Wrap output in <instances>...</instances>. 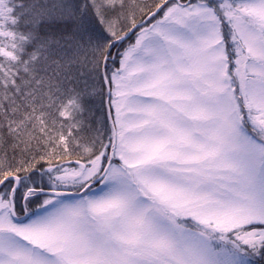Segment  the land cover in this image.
Here are the masks:
<instances>
[{"label": "snow or ice", "instance_id": "6c2138e0", "mask_svg": "<svg viewBox=\"0 0 264 264\" xmlns=\"http://www.w3.org/2000/svg\"><path fill=\"white\" fill-rule=\"evenodd\" d=\"M90 4L109 38L64 88L74 61L38 76L0 0V264H249L264 0Z\"/></svg>", "mask_w": 264, "mask_h": 264}, {"label": "trees", "instance_id": "16d2710c", "mask_svg": "<svg viewBox=\"0 0 264 264\" xmlns=\"http://www.w3.org/2000/svg\"><path fill=\"white\" fill-rule=\"evenodd\" d=\"M88 1L89 0H87V4L89 5ZM10 2V7L15 9L12 15L16 17L15 21L18 20V24L16 22L15 24L8 25V27L18 32L19 34L24 35L25 37L34 36V38H37L35 40L37 43L39 41L38 38H42V43L34 44L33 48L34 53H38V59L35 61L34 64L37 75L40 76V74L47 73L48 70L50 71L52 69V63L50 62H52V58L54 57H58L57 59L64 63L63 59L66 61L65 57H68L66 55L64 56V54H70L67 50L69 48L71 40L73 39L70 36H81L82 34L81 29L78 26L74 28V20H51L47 16L38 19V16H35L34 13L29 14L30 12L26 9L24 10V8V12H22V5L26 8L28 3L30 5V9H32V6L37 3V0H10ZM77 8L78 9L76 19L79 22L80 19L83 17H81L80 5H78ZM85 20L86 19H84V21ZM94 50V46H90L89 48L87 45L85 46V48H82V52H80L79 50H75L74 58L72 60L74 61V63L71 65V68L67 71V74L63 71V69H61L63 76H67L70 73L74 77V79L71 81L63 82L62 86L64 88H67V82L68 86L69 84H73L76 87L81 86L78 83V81H81L79 79L80 73L81 71L84 73L85 80L88 71H90L89 69H91L93 57L96 55ZM44 59L46 60L45 62ZM57 59H54L53 61ZM56 79L60 80L61 77H56ZM86 79H89V77ZM57 128H59V125L57 126ZM2 131L6 133V129H3ZM8 142L11 143L10 137L8 138Z\"/></svg>", "mask_w": 264, "mask_h": 264}, {"label": "rangeland", "instance_id": "374dc122", "mask_svg": "<svg viewBox=\"0 0 264 264\" xmlns=\"http://www.w3.org/2000/svg\"><path fill=\"white\" fill-rule=\"evenodd\" d=\"M81 1L80 0H37V3L34 6H32V9H30L29 7L30 5L28 3L26 8L22 5V12H24V10L26 9L27 11L30 12V13L28 12L29 14L34 13L35 16H38V19L44 18L45 16H47L51 20L70 21L71 19V21L74 20V28L78 26L81 29V33H82L81 36H70L73 38V39L71 38L72 39L71 43L69 45V48L67 49L70 54H64V56L66 55L68 57H65L66 61L63 59V62L73 60L75 50H79L80 52H82V48H85L86 45L89 48L90 46L91 47L94 46L95 49L100 48L104 44L105 40L109 38V34L105 30L104 25L97 18L95 11L93 10L90 4V0L88 1L89 5L87 4V0H81ZM138 2L141 3L150 2V0H138ZM4 3L6 7L11 9L10 15L16 18L15 16L12 15L15 9L10 7V3H11L10 0H4ZM78 5H80L81 7V17H83V18L80 17L81 18L79 21L80 23L76 19ZM84 19L86 20L84 21ZM16 22L18 24V20H16ZM10 24L11 23L9 22L8 25ZM36 39L37 38H34V36L27 37V40L24 43V50H25L23 54L24 59H27V57H29L31 54L34 53L33 48H34V44L37 43L35 41ZM38 39L39 41L37 44L42 43V38H38ZM57 58L58 57L52 58V61ZM45 59L44 62L47 60ZM51 68H52L50 70L51 73L48 70L47 73H42L40 74V76L51 75L54 69L56 68V65L52 63ZM89 70L90 71H88L86 78L89 77L90 79L93 75V72L91 69ZM81 73L83 72L81 71ZM79 79L81 81L84 80V73L83 75L80 74ZM67 87H68V82H67ZM100 100H101L100 97L95 98V102L92 105L93 110L101 108ZM105 106H106V97H105ZM52 118H55V113H53V115L50 117V121L52 120ZM58 123L59 121H57L56 127L59 125ZM249 264H264V251H262L260 255L249 257Z\"/></svg>", "mask_w": 264, "mask_h": 264}, {"label": "bare ground", "instance_id": "6f19581e", "mask_svg": "<svg viewBox=\"0 0 264 264\" xmlns=\"http://www.w3.org/2000/svg\"><path fill=\"white\" fill-rule=\"evenodd\" d=\"M52 119H54V118H52ZM59 124V123H58Z\"/></svg>", "mask_w": 264, "mask_h": 264}]
</instances>
